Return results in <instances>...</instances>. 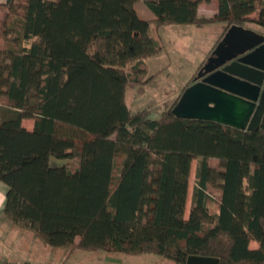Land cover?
<instances>
[{
    "label": "trees",
    "instance_id": "obj_1",
    "mask_svg": "<svg viewBox=\"0 0 264 264\" xmlns=\"http://www.w3.org/2000/svg\"><path fill=\"white\" fill-rule=\"evenodd\" d=\"M137 1L0 3L6 219L66 252L64 262L84 251L264 264V115L258 128L243 130L175 115L182 93L158 117L150 107L132 111L126 100L132 83L156 77L147 60L163 46L152 25L225 22L222 36L232 25L264 33V0H217L212 16L199 7L213 0H142L151 19ZM209 184L220 188L217 201Z\"/></svg>",
    "mask_w": 264,
    "mask_h": 264
},
{
    "label": "water",
    "instance_id": "obj_2",
    "mask_svg": "<svg viewBox=\"0 0 264 264\" xmlns=\"http://www.w3.org/2000/svg\"><path fill=\"white\" fill-rule=\"evenodd\" d=\"M179 117L214 120L243 130L264 115V33L232 25L172 109ZM178 264H220L190 255Z\"/></svg>",
    "mask_w": 264,
    "mask_h": 264
},
{
    "label": "rangeland",
    "instance_id": "obj_3",
    "mask_svg": "<svg viewBox=\"0 0 264 264\" xmlns=\"http://www.w3.org/2000/svg\"><path fill=\"white\" fill-rule=\"evenodd\" d=\"M144 6L148 13L139 9V14L144 19H149L153 15L149 7L144 3H139L138 8ZM218 9L214 3L204 4L199 7L201 16H212ZM0 13V19L2 18ZM225 22H216L197 27L192 24H174L157 29L154 25L151 27L152 35L163 46L160 53L147 60L149 66L148 76L156 75L150 82L143 84L132 83L126 92V100L132 111L150 107L153 116L158 117L160 113L167 109L175 98L182 93L183 87L188 83L192 84L194 77L197 75L198 69L203 65L213 47H216L224 30ZM253 29V26H250ZM223 37V36H222ZM203 63V64H202ZM8 64V62H7ZM8 74L10 67L6 66ZM157 71V72H156ZM188 87V86H187ZM32 117L25 118L30 124ZM211 164L218 168L219 160L211 159ZM197 160L192 161L189 191L186 205V216L189 215L190 203L195 184V170ZM208 191L214 200L220 198V188L215 184H209ZM215 204V203H214ZM5 222L0 218V225ZM11 226H8L10 228ZM0 227V231H1ZM3 230V229H2ZM7 234L5 230L2 232ZM257 242H253L252 246H257ZM83 252V251H82ZM121 256L110 263L107 261H99L94 259L92 264H173L169 260L155 254L132 256L126 254H113ZM123 258V259H122ZM89 261H83L74 257L68 264H90Z\"/></svg>",
    "mask_w": 264,
    "mask_h": 264
},
{
    "label": "crops",
    "instance_id": "obj_4",
    "mask_svg": "<svg viewBox=\"0 0 264 264\" xmlns=\"http://www.w3.org/2000/svg\"><path fill=\"white\" fill-rule=\"evenodd\" d=\"M7 0H0V3H5ZM142 0L136 2V7L139 12V9L142 12L148 13L144 6L138 8V4L142 3ZM211 3L218 5L217 0H213ZM204 5V4H202ZM200 5V6H202ZM0 13L3 16V11L0 9ZM153 18V15H150L149 19ZM157 72V71H156ZM23 124L28 129H33L34 119L28 124L23 119ZM7 184L3 181H0V218L5 222L4 225H0V263L1 264H68L74 257L78 259H83V261H90L92 264L94 259L105 260L110 263L121 259V256H115L106 252H82L75 251L69 257L67 261L64 262V257L66 252L62 250L52 249L51 247L41 243L37 239L33 238L29 233L20 230L6 219L4 214V204L6 199ZM8 226H11L8 228ZM5 230L7 234L2 233ZM123 259V258H122Z\"/></svg>",
    "mask_w": 264,
    "mask_h": 264
},
{
    "label": "flooded vegetation",
    "instance_id": "obj_5",
    "mask_svg": "<svg viewBox=\"0 0 264 264\" xmlns=\"http://www.w3.org/2000/svg\"><path fill=\"white\" fill-rule=\"evenodd\" d=\"M204 64H205V63H204ZM204 64H203V65H204ZM203 65H201L200 68H201ZM200 68H199V69H200ZM198 71H199V70H198ZM197 73H198V72H197Z\"/></svg>",
    "mask_w": 264,
    "mask_h": 264
},
{
    "label": "built area",
    "instance_id": "obj_6",
    "mask_svg": "<svg viewBox=\"0 0 264 264\" xmlns=\"http://www.w3.org/2000/svg\"><path fill=\"white\" fill-rule=\"evenodd\" d=\"M1 264V263H0Z\"/></svg>",
    "mask_w": 264,
    "mask_h": 264
}]
</instances>
